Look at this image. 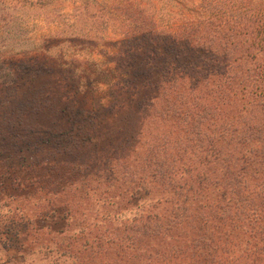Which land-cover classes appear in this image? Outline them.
Returning <instances> with one entry per match:
<instances>
[{
    "label": "trees",
    "instance_id": "16d2710c",
    "mask_svg": "<svg viewBox=\"0 0 264 264\" xmlns=\"http://www.w3.org/2000/svg\"><path fill=\"white\" fill-rule=\"evenodd\" d=\"M101 1L102 29L77 35L119 49L122 93L131 92L140 37L184 43L207 58L196 67L168 60L151 116L128 154L105 163L99 192L54 193L64 197L68 226L80 227L69 228L66 247L78 264H264V1ZM31 73L0 59L2 85Z\"/></svg>",
    "mask_w": 264,
    "mask_h": 264
},
{
    "label": "rangeland",
    "instance_id": "374dc122",
    "mask_svg": "<svg viewBox=\"0 0 264 264\" xmlns=\"http://www.w3.org/2000/svg\"><path fill=\"white\" fill-rule=\"evenodd\" d=\"M100 3L0 0V59L32 69L17 86L0 84V264H78L66 244L69 228L80 227L68 226L64 197L54 193L99 192L105 163L128 154L143 117L151 116L146 107L168 60L196 67L207 58L184 43L140 37L128 68L131 92L122 93L119 49L77 35L102 29ZM153 49L162 57L151 56ZM77 110L84 118L68 119L65 112ZM54 198L62 202L58 210Z\"/></svg>",
    "mask_w": 264,
    "mask_h": 264
}]
</instances>
